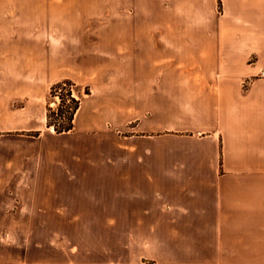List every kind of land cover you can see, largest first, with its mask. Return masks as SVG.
<instances>
[{
	"label": "crops",
	"instance_id": "1",
	"mask_svg": "<svg viewBox=\"0 0 264 264\" xmlns=\"http://www.w3.org/2000/svg\"><path fill=\"white\" fill-rule=\"evenodd\" d=\"M1 59L17 129L91 89L7 168L5 216L105 219L102 256L50 264H264V0H0Z\"/></svg>",
	"mask_w": 264,
	"mask_h": 264
},
{
	"label": "rangeland",
	"instance_id": "2",
	"mask_svg": "<svg viewBox=\"0 0 264 264\" xmlns=\"http://www.w3.org/2000/svg\"><path fill=\"white\" fill-rule=\"evenodd\" d=\"M4 59L0 66H6ZM7 74L0 73V181L9 182L5 187H0V264H45L66 262L70 259L87 263L95 257L102 256L98 253L106 243L105 219H62L55 217H11L5 216L4 208L12 209L11 202L15 201L18 193L12 178V171L7 168L22 161L26 156L32 155L33 161L41 156L39 153L43 137L54 134L53 128L45 124L39 130L17 129L23 125L17 117L8 116V104L4 96L5 79ZM76 95L82 100L91 93L89 86L75 83L73 86ZM51 90V89H50ZM59 96L48 97V103L57 107ZM47 103V104H48ZM23 104L22 100L16 101L14 108ZM48 107V105H47ZM13 106L11 105V111ZM42 133V138L37 136ZM62 144L61 140L55 142ZM31 153V154H30ZM55 155L42 153L45 161ZM65 157L67 154L64 155ZM11 175V176H10ZM16 203V202H15ZM17 204L14 209H17ZM34 213V212H32ZM80 221V223L71 221ZM77 243L84 248L77 249Z\"/></svg>",
	"mask_w": 264,
	"mask_h": 264
},
{
	"label": "trees",
	"instance_id": "3",
	"mask_svg": "<svg viewBox=\"0 0 264 264\" xmlns=\"http://www.w3.org/2000/svg\"><path fill=\"white\" fill-rule=\"evenodd\" d=\"M74 85L75 82L71 79H63L51 86L50 97L59 96L60 100L55 108L49 101L46 125L57 133L74 128L75 116L82 104V96L75 94Z\"/></svg>",
	"mask_w": 264,
	"mask_h": 264
},
{
	"label": "built area",
	"instance_id": "4",
	"mask_svg": "<svg viewBox=\"0 0 264 264\" xmlns=\"http://www.w3.org/2000/svg\"><path fill=\"white\" fill-rule=\"evenodd\" d=\"M263 74H264V72H263Z\"/></svg>",
	"mask_w": 264,
	"mask_h": 264
}]
</instances>
